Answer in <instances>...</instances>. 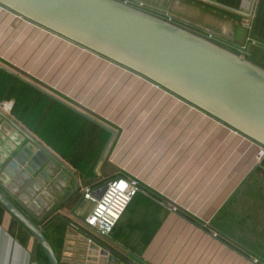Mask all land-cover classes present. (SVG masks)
Wrapping results in <instances>:
<instances>
[{"label":"crops","instance_id":"obj_1","mask_svg":"<svg viewBox=\"0 0 264 264\" xmlns=\"http://www.w3.org/2000/svg\"><path fill=\"white\" fill-rule=\"evenodd\" d=\"M124 1L212 34L264 68V0L250 5L245 0ZM0 64L8 69L0 66V111L71 173L65 179L57 173L61 183L54 178L51 192L48 183L32 198L42 212L30 210L20 196L48 164L18 193L9 189L16 181L3 178L0 169V187L40 227L54 223L49 234L61 235L60 255L75 224L130 264H264V163L257 161L258 143L1 5ZM147 89L156 97L147 101ZM131 91H137L136 99ZM2 123L7 125L0 130V151L21 135ZM118 176L136 178L140 189L103 237L84 222L94 203L83 189L98 196ZM41 196L46 207L37 203ZM61 222L65 226L59 228ZM38 244L0 204V264H39Z\"/></svg>","mask_w":264,"mask_h":264},{"label":"water","instance_id":"obj_2","mask_svg":"<svg viewBox=\"0 0 264 264\" xmlns=\"http://www.w3.org/2000/svg\"><path fill=\"white\" fill-rule=\"evenodd\" d=\"M0 5L148 79L264 147V68L246 54L124 0H0ZM3 120L22 135L0 151L3 178L17 184L9 185L11 191L18 193L48 164L20 196L30 210L42 212L32 198L48 183L51 192L54 178L61 183L57 173L64 179L71 173L0 111ZM38 202L47 206L42 196ZM0 204L33 235L50 264H130L75 224L59 257L44 229L1 187Z\"/></svg>","mask_w":264,"mask_h":264},{"label":"built area","instance_id":"obj_3","mask_svg":"<svg viewBox=\"0 0 264 264\" xmlns=\"http://www.w3.org/2000/svg\"><path fill=\"white\" fill-rule=\"evenodd\" d=\"M245 2L251 4V0ZM203 35L214 41L212 34ZM263 155L264 147L260 146L258 157L262 158ZM139 189L138 180L128 176L109 180L98 196H95L89 187H85L84 198L94 203L92 211L84 219L85 224L101 236H109Z\"/></svg>","mask_w":264,"mask_h":264},{"label":"trees","instance_id":"obj_4","mask_svg":"<svg viewBox=\"0 0 264 264\" xmlns=\"http://www.w3.org/2000/svg\"><path fill=\"white\" fill-rule=\"evenodd\" d=\"M33 219V218H32ZM34 220V219H33ZM35 221V220H34ZM35 223L38 225L39 223H37L35 221ZM54 227V223H50L48 224L47 227H44V233L46 234L47 238L49 239V241L51 242L52 246L54 247L55 251L57 252L58 256L61 257L60 255V251H59V243L61 241V235L58 233V236L56 237V239H52L50 237V234H49V228L50 227ZM65 226V224H63L61 222L59 228ZM38 249H39V254H38V259H39V264H50L49 261H48V258L44 252V250L42 249V247L38 244Z\"/></svg>","mask_w":264,"mask_h":264},{"label":"rangeland","instance_id":"obj_5","mask_svg":"<svg viewBox=\"0 0 264 264\" xmlns=\"http://www.w3.org/2000/svg\"><path fill=\"white\" fill-rule=\"evenodd\" d=\"M137 91H131V100L132 99H136L137 98ZM141 96V95H140ZM156 97V94L153 93L151 90L147 89L146 90V100H150L152 98ZM132 105V104H131ZM148 105V103H147ZM149 109V107L147 106V110ZM131 112H133V106H131ZM259 152V151H258ZM257 161L259 162L260 165H262V163H264V155L262 156V158H259L258 157V154H257ZM261 188V187H259Z\"/></svg>","mask_w":264,"mask_h":264}]
</instances>
